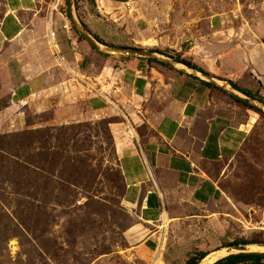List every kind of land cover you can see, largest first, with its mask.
<instances>
[{
  "label": "rangeland",
  "instance_id": "1",
  "mask_svg": "<svg viewBox=\"0 0 264 264\" xmlns=\"http://www.w3.org/2000/svg\"><path fill=\"white\" fill-rule=\"evenodd\" d=\"M128 1L133 14L123 4L102 1L98 11L96 0H76V7L78 2L87 25L109 44L121 43L135 29L143 39L135 48L179 53L170 45L176 44L182 54L195 47L188 59L239 79L242 88L258 87L264 96V0ZM36 4L35 26L45 33L53 19L71 26L66 0ZM6 11V0H0V24ZM6 64L0 61V264H149L135 248L153 229L126 204L120 168L125 148L156 137L146 115L124 102L95 111L89 100L75 109L37 113L30 102L13 101ZM252 64L258 65V80ZM249 112V136L238 153L214 163L227 205L215 210L221 213L214 223L166 228L158 241L161 264H186L190 255L210 253L225 242L264 243V232L238 221L241 215L248 219L251 208L261 212L254 222L264 221V116Z\"/></svg>",
  "mask_w": 264,
  "mask_h": 264
},
{
  "label": "crops",
  "instance_id": "2",
  "mask_svg": "<svg viewBox=\"0 0 264 264\" xmlns=\"http://www.w3.org/2000/svg\"><path fill=\"white\" fill-rule=\"evenodd\" d=\"M37 1L6 0L7 11L0 24V61L8 63L13 101L30 102L37 113L75 109L87 100L95 111L105 110L110 103L124 102V107L139 109L146 115L156 137L124 149L120 168L126 204L136 208L141 221L153 229L136 246L135 254L149 264H161L157 253L163 248L158 241L166 237V228L200 220L214 223L221 213L215 210L227 205L214 163L238 153L249 136L252 114L248 109L240 111L238 104L204 82L173 69L143 59L101 55L85 40L80 41L67 22L53 19L50 33H45L43 26H35L40 21ZM101 1L107 6L117 3L126 7L129 3L96 0L98 11ZM127 10L135 12L132 3ZM80 13L81 21L98 36ZM127 34L130 38L113 44L142 46L143 39L135 29H129ZM170 45L180 48L177 54L183 51L180 45ZM194 48L182 53V58L210 75L236 84L239 79L224 78L205 69L197 58L188 59L186 56L194 57ZM252 65L258 80V65ZM252 79L255 81V77ZM245 90L257 93L258 87ZM149 103H158L159 107L150 108Z\"/></svg>",
  "mask_w": 264,
  "mask_h": 264
},
{
  "label": "water",
  "instance_id": "3",
  "mask_svg": "<svg viewBox=\"0 0 264 264\" xmlns=\"http://www.w3.org/2000/svg\"><path fill=\"white\" fill-rule=\"evenodd\" d=\"M66 4L67 14L73 30L78 36L82 37L97 53L109 57L135 58L155 61L183 75L190 76L201 82L214 85L218 90L226 93L233 99L264 113L263 102L256 99H252L247 95L243 94L242 92L236 90L226 80L210 75L204 71L192 68L155 50L112 46L100 42L83 25L77 11L76 0H66ZM237 255H264V243L255 242L242 245L222 246L208 253L197 264H217L220 261Z\"/></svg>",
  "mask_w": 264,
  "mask_h": 264
},
{
  "label": "trees",
  "instance_id": "4",
  "mask_svg": "<svg viewBox=\"0 0 264 264\" xmlns=\"http://www.w3.org/2000/svg\"><path fill=\"white\" fill-rule=\"evenodd\" d=\"M94 3H95V0H92ZM77 10L79 11V7H78V2H77ZM83 23V22H82ZM83 25L85 26L86 29L89 30V28L83 23ZM90 31V30H89ZM91 32V31H90ZM77 35V34H76ZM78 36V35H77ZM95 37L102 43H105V44H108V45H112V46H116L114 44H109V43H106L104 40L100 39L98 36L95 35ZM79 40L80 41H84V39L80 36H78ZM159 53H162L166 56H169L171 58H173L174 60L176 61H179L181 63H184L192 68H195V69H198L200 71H203L201 68H199L197 65L193 64L191 61L187 60V59H184L182 58V54H177V53H172V52H169V51H159V50H155ZM122 59H132V58H122ZM143 61H147L149 64H157V65H160V66H163L165 68H168V69H171L165 65H162V64H159L155 61H152V60H143ZM172 70V69H171ZM181 74V73H179ZM183 75V74H181ZM232 87H234L236 90L242 92L243 94L247 95L248 97L252 98V99H256V100H259L261 102L264 103V97L260 94V92H257V93H253V92H250V91H247L243 88H241L240 86H238L237 84L233 83V82H229ZM206 86L210 87L211 89H215L221 93H223L224 95L228 96L232 101H234L235 103H237L238 105L240 106H244L245 108L249 109V110H253L257 113H259L260 115L264 116L261 112L253 109L252 107L246 105V104H243L235 99H233L232 97H230L229 95H227L226 93L218 90L214 85H211V84H207V83H204ZM134 145L130 146V147H127V148H131L133 147ZM126 149V148H125ZM3 152L6 153V151L3 150ZM13 156V155H12ZM15 156V155H14ZM257 242V240H235L233 241L232 243L230 244H233V245H242V244H248V243H255ZM225 245H230L228 244L227 242L224 243ZM208 253H200L199 255H190L186 264H197L202 258H204ZM217 264H264V255H237V256H232V257H229L223 261H220L219 263Z\"/></svg>",
  "mask_w": 264,
  "mask_h": 264
},
{
  "label": "built area",
  "instance_id": "5",
  "mask_svg": "<svg viewBox=\"0 0 264 264\" xmlns=\"http://www.w3.org/2000/svg\"><path fill=\"white\" fill-rule=\"evenodd\" d=\"M126 7L128 9L131 8V3H127L126 4ZM261 212H258L256 209H250L248 211V219L245 218V216L241 215L239 217V223L243 224H246L245 228H247L249 231H260V232H264V221L262 220H259L257 223L254 222V218H256L257 216L259 217ZM257 225V226H256Z\"/></svg>",
  "mask_w": 264,
  "mask_h": 264
}]
</instances>
